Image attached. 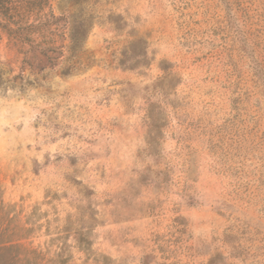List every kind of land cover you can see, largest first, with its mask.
Here are the masks:
<instances>
[{
  "label": "rangeland",
  "instance_id": "obj_1",
  "mask_svg": "<svg viewBox=\"0 0 264 264\" xmlns=\"http://www.w3.org/2000/svg\"><path fill=\"white\" fill-rule=\"evenodd\" d=\"M94 8L96 61L72 76L0 32V224L22 264H264V0Z\"/></svg>",
  "mask_w": 264,
  "mask_h": 264
},
{
  "label": "trees",
  "instance_id": "obj_2",
  "mask_svg": "<svg viewBox=\"0 0 264 264\" xmlns=\"http://www.w3.org/2000/svg\"><path fill=\"white\" fill-rule=\"evenodd\" d=\"M97 0H0V32L8 39L51 60L53 55L67 56L61 68L64 77L83 72L94 65L95 58L85 49L86 40L99 19L95 11ZM57 13V14H56ZM136 39L131 46L142 43ZM164 70V69H163ZM150 128L155 120L148 117ZM0 224V252L8 254L7 260H28L30 251L23 246L24 239L18 226H9L5 214ZM18 258V259H17Z\"/></svg>",
  "mask_w": 264,
  "mask_h": 264
}]
</instances>
